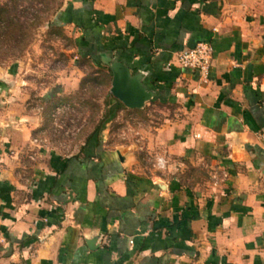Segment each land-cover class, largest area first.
Listing matches in <instances>:
<instances>
[{
    "label": "crops",
    "instance_id": "1",
    "mask_svg": "<svg viewBox=\"0 0 264 264\" xmlns=\"http://www.w3.org/2000/svg\"><path fill=\"white\" fill-rule=\"evenodd\" d=\"M53 23L110 84L105 52L154 97L111 98L114 119L64 154L39 136L67 86L0 70V264H264V0H65ZM200 43L206 76L174 60Z\"/></svg>",
    "mask_w": 264,
    "mask_h": 264
},
{
    "label": "rangeland",
    "instance_id": "2",
    "mask_svg": "<svg viewBox=\"0 0 264 264\" xmlns=\"http://www.w3.org/2000/svg\"><path fill=\"white\" fill-rule=\"evenodd\" d=\"M64 3L0 0V70L17 66L32 90L47 92L67 86L71 97L53 107L49 121L43 118L39 141L42 150L71 154L79 151L100 126L114 97L109 76L76 59L72 37L52 25ZM148 114L157 119L151 111ZM148 116L145 113L111 123L112 142L138 136L137 131L148 125Z\"/></svg>",
    "mask_w": 264,
    "mask_h": 264
},
{
    "label": "water",
    "instance_id": "3",
    "mask_svg": "<svg viewBox=\"0 0 264 264\" xmlns=\"http://www.w3.org/2000/svg\"><path fill=\"white\" fill-rule=\"evenodd\" d=\"M107 55V56H106ZM103 62L112 72L110 92L119 102L130 109H142L154 97L141 82V77L133 75L131 69L108 53L101 55Z\"/></svg>",
    "mask_w": 264,
    "mask_h": 264
},
{
    "label": "built area",
    "instance_id": "4",
    "mask_svg": "<svg viewBox=\"0 0 264 264\" xmlns=\"http://www.w3.org/2000/svg\"><path fill=\"white\" fill-rule=\"evenodd\" d=\"M213 48L209 43H200L194 48L184 49L174 56L175 62L182 68L197 70L206 76L211 68Z\"/></svg>",
    "mask_w": 264,
    "mask_h": 264
},
{
    "label": "trees",
    "instance_id": "5",
    "mask_svg": "<svg viewBox=\"0 0 264 264\" xmlns=\"http://www.w3.org/2000/svg\"><path fill=\"white\" fill-rule=\"evenodd\" d=\"M53 26H55L54 23H52ZM56 27V26H55ZM108 76V74H106ZM110 78V77H109ZM61 101V100H60ZM110 101V100H109ZM59 102V101H58ZM57 101L55 103H53V105L49 106V108L53 109V107L58 103ZM119 104L116 105H110L108 102V111L106 113V118L104 120H102L100 126H98L94 132L92 133V135L89 137L90 139L93 138H97L99 136V134L101 133L102 129H103V125L105 123H107V121H110L112 119H114V117L116 116V112L118 111V109H120Z\"/></svg>",
    "mask_w": 264,
    "mask_h": 264
}]
</instances>
